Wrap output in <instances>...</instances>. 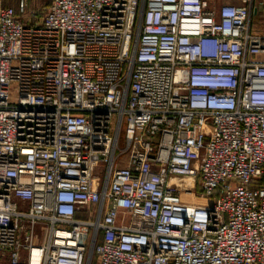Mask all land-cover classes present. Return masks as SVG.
I'll return each instance as SVG.
<instances>
[{"label": "built area", "instance_id": "1", "mask_svg": "<svg viewBox=\"0 0 264 264\" xmlns=\"http://www.w3.org/2000/svg\"><path fill=\"white\" fill-rule=\"evenodd\" d=\"M259 0H0V264H264Z\"/></svg>", "mask_w": 264, "mask_h": 264}, {"label": "rangeland", "instance_id": "2", "mask_svg": "<svg viewBox=\"0 0 264 264\" xmlns=\"http://www.w3.org/2000/svg\"><path fill=\"white\" fill-rule=\"evenodd\" d=\"M50 1L51 0H30V6L43 11ZM4 2L6 4H11L13 3V0H4ZM257 7L258 11L256 14V19L259 21V23H261V25H263L260 31L264 32V0H259Z\"/></svg>", "mask_w": 264, "mask_h": 264}, {"label": "trees", "instance_id": "3", "mask_svg": "<svg viewBox=\"0 0 264 264\" xmlns=\"http://www.w3.org/2000/svg\"><path fill=\"white\" fill-rule=\"evenodd\" d=\"M256 15H255V17H254V27H255V29H257V30H261V27L263 26V25H261V23H259V21L256 19Z\"/></svg>", "mask_w": 264, "mask_h": 264}]
</instances>
